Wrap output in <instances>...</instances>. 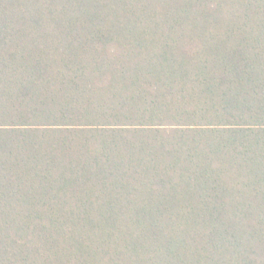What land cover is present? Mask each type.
Returning a JSON list of instances; mask_svg holds the SVG:
<instances>
[{
  "label": "trees",
  "instance_id": "obj_1",
  "mask_svg": "<svg viewBox=\"0 0 264 264\" xmlns=\"http://www.w3.org/2000/svg\"><path fill=\"white\" fill-rule=\"evenodd\" d=\"M0 264H264V0H0Z\"/></svg>",
  "mask_w": 264,
  "mask_h": 264
}]
</instances>
